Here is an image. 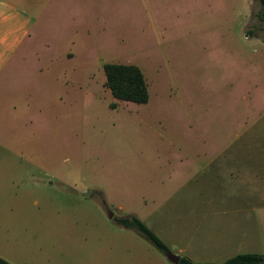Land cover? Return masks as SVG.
Wrapping results in <instances>:
<instances>
[{"label":"rangeland","instance_id":"obj_1","mask_svg":"<svg viewBox=\"0 0 264 264\" xmlns=\"http://www.w3.org/2000/svg\"><path fill=\"white\" fill-rule=\"evenodd\" d=\"M46 17L0 90V256L173 264L115 220L130 214L196 263L264 254L263 220L236 245L228 209V190L264 203L258 0H58ZM105 62L137 65L147 100L113 97Z\"/></svg>","mask_w":264,"mask_h":264},{"label":"crops","instance_id":"obj_2","mask_svg":"<svg viewBox=\"0 0 264 264\" xmlns=\"http://www.w3.org/2000/svg\"><path fill=\"white\" fill-rule=\"evenodd\" d=\"M57 1L0 0V90L9 88V84L13 81L7 73H10V60L14 52L28 36V32L43 29L47 22L46 15L55 9ZM228 193L235 199L228 209L232 210L236 218L234 222H237L229 224V233L235 236L230 242L238 245L250 241L251 237L249 239L247 237L250 229L255 230L253 232L255 234H262L260 224L262 220L264 223V203L250 198L251 194H262L261 190H228ZM234 246L232 250L237 252L239 248ZM186 256L191 259L189 255Z\"/></svg>","mask_w":264,"mask_h":264},{"label":"trees","instance_id":"obj_3","mask_svg":"<svg viewBox=\"0 0 264 264\" xmlns=\"http://www.w3.org/2000/svg\"><path fill=\"white\" fill-rule=\"evenodd\" d=\"M264 7V0H258ZM104 83L111 95L118 99L134 102L147 100V89L140 68L132 63L105 62L102 66ZM117 223L130 227L142 235L150 244L164 252V242L137 216L130 214L116 217ZM0 264H13L0 256ZM177 264H264V254L255 251L236 252L220 262L196 263L185 255H179Z\"/></svg>","mask_w":264,"mask_h":264},{"label":"water","instance_id":"obj_4","mask_svg":"<svg viewBox=\"0 0 264 264\" xmlns=\"http://www.w3.org/2000/svg\"><path fill=\"white\" fill-rule=\"evenodd\" d=\"M164 254H165L166 258L169 259L173 264H177L178 259H179L178 254L173 253L169 250L164 251Z\"/></svg>","mask_w":264,"mask_h":264}]
</instances>
